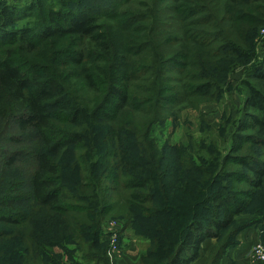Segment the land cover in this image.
Instances as JSON below:
<instances>
[{
    "label": "trees",
    "instance_id": "1",
    "mask_svg": "<svg viewBox=\"0 0 264 264\" xmlns=\"http://www.w3.org/2000/svg\"><path fill=\"white\" fill-rule=\"evenodd\" d=\"M19 1L0 0V119L36 136L40 148L28 180L0 191V264H108L103 225L116 208L124 230L139 229L151 241L148 256L162 264H192L203 242L230 231L212 255L218 264L236 218H264V161L241 155L244 144L264 149V93L253 82H264V63L246 72L229 139L209 135L207 121L206 138L189 135L186 147H160L152 133L218 97L228 85L225 64L248 57L264 29V0ZM31 14L36 27H15ZM53 38L68 45L61 56L29 62ZM9 154L12 171L24 152ZM237 177L247 190L224 182ZM39 211L60 223L45 228ZM174 228L180 243L156 247Z\"/></svg>",
    "mask_w": 264,
    "mask_h": 264
},
{
    "label": "rangeland",
    "instance_id": "2",
    "mask_svg": "<svg viewBox=\"0 0 264 264\" xmlns=\"http://www.w3.org/2000/svg\"><path fill=\"white\" fill-rule=\"evenodd\" d=\"M24 1L20 0V4L24 5ZM54 7H57V4H54ZM37 15V14H36ZM104 21V20H103ZM40 22L36 19L33 14L29 18H25L19 20V22L15 25L16 28L22 27H36ZM53 41V45L50 46V42ZM68 45L64 42L63 39L53 38L50 40L48 44L40 45L38 51L34 53V56H29V62L34 64H48L50 59L53 56L60 55L61 51H64ZM40 49V50H39ZM64 53V52H63ZM61 56V55H60ZM35 57V58H34ZM28 59V58H25ZM31 59V60H30ZM62 59V58H59ZM231 61L229 64H225L229 69L228 76V85L223 87V91L218 95L217 98L209 100L206 99L201 104V107L198 110L188 109L181 113V115L177 118V120H168L164 124L157 125L153 130V137L157 139V143L160 147H163L167 142H169L172 146H188L189 145V135L193 137V140L197 142L203 138H206L205 126L203 121H207L210 127L213 128V131L208 132L209 135L213 134L216 140L220 139H229V135L236 132L238 126L240 125V117L242 116V107L245 101V97L247 95L246 89L244 87V80L247 79L246 72L252 66H257L264 63V29L260 30L253 39L252 42V51L250 52L248 57H240V58H230ZM221 65V64H220ZM66 71H70L66 69ZM256 86L264 93V82L261 81H253ZM89 97H91L89 95ZM84 99V98H81ZM90 99V98H87ZM3 104L4 107L8 108L6 102ZM11 120V119H10ZM244 134H252L250 130L246 131ZM15 137L21 140L20 143H11L9 139ZM209 139V138H208ZM38 142V138L32 134H21L18 132L17 128H15L14 124L10 125L9 123L6 125V122L0 119V191L10 183L13 179L18 181H26L29 178L31 170L36 167V150L40 148ZM231 146V143H230ZM245 150L241 153V155H248L251 152V155L261 159L264 161V149L254 147L251 144H244ZM36 149V150H35ZM230 147L228 146L227 150L223 151L226 156L230 153ZM19 150L24 152V155L18 159V163L15 166V170H6L5 163L9 158V153L12 151ZM250 151V153H249ZM134 153V152H133ZM230 155V154H229ZM137 156V155H136ZM138 158V157H137ZM69 158L65 159L63 163H68ZM231 171H237L239 173L248 174L242 167L230 163L228 166ZM188 182L192 184V179L188 178ZM226 185L230 186L234 191H244L248 189V186L245 185L242 181V178H235L234 181L227 182L224 180ZM264 190V189H263ZM132 191H128L127 193H131ZM261 192V190L259 191ZM125 192H121L120 195ZM170 194V192H169ZM262 194H260L261 197ZM175 203H179V198L174 199ZM120 207L125 205V202L119 201ZM118 204V205H119ZM256 205V204H255ZM118 208H116L107 218L103 225V232L106 236V240H102V245L106 248V257L108 258V264H122V260L125 254V251L129 248L130 241L136 242V246L141 253L140 257L135 260H131V255L128 256L127 264H161L164 262L161 257H159L156 261L151 259V256H148V251L152 248L151 241L144 237L142 232L139 229L135 228H127L124 230V222L121 219H117L114 215L117 213ZM192 213H195L194 211ZM184 213L185 222L189 221L192 217V214L189 215ZM188 216V217H186ZM209 216V214H208ZM205 216L202 218V222L206 223ZM41 220V225L45 228L49 226H53L56 223H60L54 216H50L43 211H39L37 214V221ZM36 221V222H37ZM62 221V220H61ZM119 221L123 224L122 232L120 234V247L122 250V256L113 262L110 258L108 251L110 248V243L108 240V234L106 233L107 227L110 223ZM179 222L182 219L178 220ZM177 225V223H175ZM60 230H63L62 228ZM74 230V229H73ZM179 229L174 228L173 233H164L163 236H159L156 242V247L158 244L168 243L167 251L172 248L173 243H178V237L181 239V234H177ZM179 235V236H178ZM230 231L225 233L221 241H219V247L221 244L229 237ZM178 236V237H177ZM136 241H135V240ZM263 244L264 242L261 241ZM180 243V242H179ZM70 249L77 248L76 245L70 244ZM61 250L56 248L54 250L55 253H59ZM80 259V255L77 254ZM127 258V256H125ZM208 264H214V260L212 257L209 258ZM79 262L78 260H76ZM81 263V262H79ZM81 264H93V263H81ZM123 264H126L125 262Z\"/></svg>",
    "mask_w": 264,
    "mask_h": 264
},
{
    "label": "crops",
    "instance_id": "3",
    "mask_svg": "<svg viewBox=\"0 0 264 264\" xmlns=\"http://www.w3.org/2000/svg\"><path fill=\"white\" fill-rule=\"evenodd\" d=\"M259 219L256 214H246L236 218V225L239 230L235 232L228 242L223 246L224 255L219 259L218 264H262L255 263L250 257L253 246L264 242V218ZM135 240V239H134ZM136 241V240H135ZM129 248L122 257V264L128 263V256L131 260L138 259L142 252L136 246V242L130 241ZM218 239H208L202 243L199 257L192 264H208L216 248L219 246ZM127 256V258H125Z\"/></svg>",
    "mask_w": 264,
    "mask_h": 264
},
{
    "label": "built area",
    "instance_id": "4",
    "mask_svg": "<svg viewBox=\"0 0 264 264\" xmlns=\"http://www.w3.org/2000/svg\"><path fill=\"white\" fill-rule=\"evenodd\" d=\"M122 228L123 224L119 221H115L110 223L106 230V233L108 234L107 238L110 243L108 254L113 262H116L118 256L119 258L122 256V250L119 244ZM250 257L255 263L264 264V244L261 241L253 246Z\"/></svg>",
    "mask_w": 264,
    "mask_h": 264
}]
</instances>
